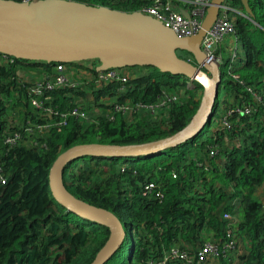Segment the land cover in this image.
Here are the masks:
<instances>
[{"label": "trees", "instance_id": "16d2710c", "mask_svg": "<svg viewBox=\"0 0 264 264\" xmlns=\"http://www.w3.org/2000/svg\"><path fill=\"white\" fill-rule=\"evenodd\" d=\"M76 1L126 12L154 2ZM170 1L179 9L194 8L193 0ZM226 4L245 13L240 0ZM248 4L250 16L229 15L238 44L234 57L219 43L214 47L220 90L211 120L198 134L152 155L84 156L65 166L69 192L111 211L126 230L123 244L104 264H149L165 256L166 264H182L169 256L172 249L191 257L208 241L220 252L206 263L264 264V0ZM177 54L193 62L190 53ZM93 62L64 63L78 85L37 94L34 85L53 80L56 63L0 54V176L5 180L0 184V264H89L109 230L53 198L48 185L53 161L76 144H139L171 135L198 107L202 86L185 76L133 66L119 69L128 76L122 84H95ZM20 70H35L39 79L24 80ZM162 93L176 99L160 105ZM125 101L144 106L130 113L111 111L114 102ZM73 107L87 118L62 121L61 112ZM11 138L14 142L7 141ZM147 183L154 184L151 192ZM225 213L231 218H223ZM229 242L233 247L226 246Z\"/></svg>", "mask_w": 264, "mask_h": 264}, {"label": "water", "instance_id": "95a60500", "mask_svg": "<svg viewBox=\"0 0 264 264\" xmlns=\"http://www.w3.org/2000/svg\"><path fill=\"white\" fill-rule=\"evenodd\" d=\"M227 0H210L191 35H179L161 20L136 10L89 5L76 0H0V54L27 61L71 63L94 60L95 71L152 66L182 75L202 86L197 109L177 132L139 144L82 143L68 147L53 161L48 185L67 211L106 227L109 235L89 264H104L121 247L126 230L111 211L75 197L63 182L65 166L84 156H144L176 147L198 134L211 120L221 84L219 64L207 58L202 42ZM251 15L248 0H240ZM181 14L190 19L185 8ZM192 55L193 62L177 51Z\"/></svg>", "mask_w": 264, "mask_h": 264}, {"label": "built area", "instance_id": "2783aa9c", "mask_svg": "<svg viewBox=\"0 0 264 264\" xmlns=\"http://www.w3.org/2000/svg\"><path fill=\"white\" fill-rule=\"evenodd\" d=\"M20 1H31V0H20ZM210 0H193L191 4L194 5V8L188 10L191 15L190 19H186L180 12L179 8H176L170 0H154L153 4L145 9L140 11L149 14L156 19L161 20L165 25L169 26L173 31H175L179 35L188 36L194 33L198 27L200 26L202 16L200 15V10H205L209 5ZM231 11H236V9L230 7L228 4H224L219 14L217 21L214 23L212 28L207 32L206 36L202 42V49L206 52L207 58L211 61H215L219 64L220 58L215 56L214 47L217 43H219L226 35L234 34V23L229 18V13ZM235 53H233L234 57ZM6 57L5 55H1ZM95 64H90L92 68H95ZM56 76L53 80L45 81V82H37L34 85L33 92L41 93L42 91H49L58 87H76L77 82L73 81V79L69 75V69L65 66L64 63H56L55 65ZM97 75L91 81L96 83H108L111 81H115L118 83H124L127 81V74L123 71H120L117 68H112L104 71H96ZM163 94V93H162ZM176 99V94H163L159 98V104L164 105L168 102L174 101ZM33 105L36 107L40 106V102L37 99L32 100ZM129 101H125L123 103H113L112 112H120V113H130L135 112L140 107L144 106L141 103H135L134 106H131ZM151 111L154 106L150 105ZM62 121L66 120L68 117H77L86 119V112L78 107H73L68 109L65 112H61L60 114ZM111 118H113V114H111ZM9 142H14V140L8 139ZM5 180L2 176H0V184H3ZM154 189L153 183H147L145 185L146 192H151ZM223 218H231V215L228 213L223 214ZM227 247H233L232 242H229ZM220 248L218 245L205 242L203 246L197 251L195 256H189L187 253L179 251V249H172L170 253V257L178 258L182 262V264H205L212 256L219 255ZM169 260L168 257H163L156 262L150 261L149 264H166Z\"/></svg>", "mask_w": 264, "mask_h": 264}, {"label": "rangeland", "instance_id": "374dc122", "mask_svg": "<svg viewBox=\"0 0 264 264\" xmlns=\"http://www.w3.org/2000/svg\"><path fill=\"white\" fill-rule=\"evenodd\" d=\"M238 11H240V10H238ZM227 36V35H226ZM225 36V39H224V41H222L221 43H220V46H222V47H225L226 45H227V47H229L228 46V39L230 38V37H226ZM227 41V42H226ZM236 42V41H235ZM227 43V44H226ZM236 46H238V44H237V42H236ZM234 49V48H233ZM236 49H237V47H236ZM19 74L21 75V78L22 79H24V80H27V81H31L32 83L34 82V81H36L37 79H39L38 77H37V74H38V72H36L35 70H20L19 71ZM262 191L264 192V186H262ZM243 263V260L242 259H237V260H235L234 262H232V263H228V264H242Z\"/></svg>", "mask_w": 264, "mask_h": 264}, {"label": "crops", "instance_id": "0c3cea01", "mask_svg": "<svg viewBox=\"0 0 264 264\" xmlns=\"http://www.w3.org/2000/svg\"><path fill=\"white\" fill-rule=\"evenodd\" d=\"M187 3V2H186ZM182 8H184V7H182ZM185 9H187V8H185ZM188 10V9H187ZM229 15H230V13H229ZM226 37H230L229 39H228V46H229V49L227 48V45L225 46V47H223L224 48V51H225V55H227L229 52L231 53V51H233L234 49L235 50H237L236 49V47L238 48V46H236V42H235V39H234V36L233 35H227ZM224 39H225V37L219 42V45H220V43L222 42V41H224ZM227 42V41H226ZM227 44V43H226ZM234 48V49H233ZM233 53H235V51H233L232 52V54ZM218 55L220 56L221 55V53H220V51H218ZM206 264H216V262H214L213 260H211V261H209L208 263H206Z\"/></svg>", "mask_w": 264, "mask_h": 264}, {"label": "clouds", "instance_id": "9594fccd", "mask_svg": "<svg viewBox=\"0 0 264 264\" xmlns=\"http://www.w3.org/2000/svg\"><path fill=\"white\" fill-rule=\"evenodd\" d=\"M236 10H237V9H236ZM233 12H236V11H233ZM237 13H240V14H241V11H238V10H237Z\"/></svg>", "mask_w": 264, "mask_h": 264}]
</instances>
